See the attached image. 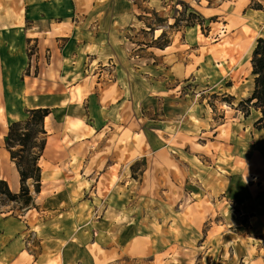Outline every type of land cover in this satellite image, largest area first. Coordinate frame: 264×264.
Segmentation results:
<instances>
[{
  "label": "crops",
  "instance_id": "0c3cea01",
  "mask_svg": "<svg viewBox=\"0 0 264 264\" xmlns=\"http://www.w3.org/2000/svg\"><path fill=\"white\" fill-rule=\"evenodd\" d=\"M169 1L0 0L1 180L4 171L20 191L4 139L28 110L51 111L44 154L54 129L89 151L49 159L46 169L40 162V194L61 198L42 211L0 213V264H264V158H240L236 126L213 122L195 97L228 79L215 64L226 70L245 53L253 60L264 0H174L228 22L235 47L221 60L198 30L193 47L178 36L164 49L145 44L144 22L151 12L166 16ZM30 45L40 53L37 75H25ZM211 127L214 141L198 143ZM64 162L66 171L50 168ZM128 171L140 178L133 193ZM89 193L94 201L75 197Z\"/></svg>",
  "mask_w": 264,
  "mask_h": 264
},
{
  "label": "rangeland",
  "instance_id": "374dc122",
  "mask_svg": "<svg viewBox=\"0 0 264 264\" xmlns=\"http://www.w3.org/2000/svg\"><path fill=\"white\" fill-rule=\"evenodd\" d=\"M167 6L169 11L166 16H158L157 14L151 12L148 20L144 22L146 28L149 29L146 30L148 34V41H144L148 46H157V48L159 49H164L169 46L172 41H174V38L178 39L179 37V40H188L193 47L194 43L191 42L192 32L193 30H198L201 42L207 44L208 55H212L216 60H221V58H224L223 56L228 54L227 51L235 47L234 42L236 38L231 34L232 32L230 27L226 26L228 23L226 20L220 18L218 19L217 17L207 19L192 8H186L181 2H175L174 0H170ZM250 47L251 46H249V50L245 51H250L251 53ZM33 48L36 49L33 50ZM29 50L36 51L37 53V65L32 72V74L37 75L39 69L37 62V59H39L40 56L39 49L36 45H30L28 48V52ZM28 55L31 59V55ZM244 55L240 56L238 60L235 59L237 64H232L229 67L224 66L226 70H224L222 66L218 67L215 64V69L218 70L219 68H221L220 73L222 74L217 72L218 75L227 76L228 79L224 80L221 84L214 86L212 89L213 91L210 89L205 91L203 89L200 92L196 93L195 97L198 98V102L201 103L200 105H202V107L206 110L205 112H203V114L207 116L208 111V114L212 118L213 122L215 121L216 123H218L219 121H222L223 124L226 122L229 124H233V126H236L233 131V140L236 142L238 155L240 158H246L252 153H255L257 155V157L255 158H264V133L259 132L255 125V121H257L260 117V113L257 112L254 108L247 105V103H245L246 100L251 97L254 91L255 82L254 76L252 74V61L245 60ZM45 59L47 60V62L49 61L48 59H50V52H47L45 54ZM28 66L31 67L30 62L28 63ZM26 71L27 72L25 75H31L28 67ZM191 82L192 83L188 87L186 86V88H188V90L191 92V95H193V80ZM212 92H214L213 95H211ZM52 131L54 133L53 138H51V143L48 147V150L43 155L44 159L41 161V165L44 169H46V161L49 159L54 160L55 158H71L74 155H80L81 157L79 158H82L88 155V148L85 144H82L85 142L80 141L82 143L79 144L78 148L76 146L70 145L72 141L71 138H69L71 132H62V130L60 129H54ZM204 132L207 134H197V137L199 135L198 143L205 144L208 143V140L214 141L216 133L214 135V129L212 127L209 131L206 130ZM218 135V138H220V140L225 139L228 136L225 132V128L221 129ZM131 141L132 140L129 141L128 139V143H130ZM218 146L219 145L217 143L212 144L211 149L218 150L220 148ZM189 147L187 148L186 152L191 153L193 157L196 152H194V150L190 149ZM1 149L2 148L0 147V150ZM96 149H98V147ZM204 151L209 155H211L212 153L208 151V148H205ZM68 164L69 163L67 162L59 164L55 163L51 164L52 166L50 165V168L54 170V166L58 165L61 170L66 171L68 170ZM1 167L2 165L0 164V180L2 175ZM3 174L7 177H4V179H7V183L9 185L10 178L8 177L6 172L3 171ZM127 175L131 177V179L128 178V181H131V183L128 182L126 186H128V189H130V191H132L133 193L135 186L140 187V178L134 177L131 173H129V171ZM138 175H140V173H138ZM28 184L31 189V196L34 199V206L31 207V209H40L42 211L44 210L43 208L45 206L47 207L48 204L50 205L52 204V202H55L57 198H61V194L46 192L45 189H43L45 191L44 194L37 195L34 192L32 182H29ZM165 184H167V181ZM13 193H15V191H13ZM19 193L20 191L15 194ZM49 193L51 194L50 196H48ZM75 197L80 198L82 201H88L92 199L94 201V195L92 193L85 195H75ZM100 197L103 198V196ZM134 198L135 195L130 193L122 196L123 202L125 201L127 205L133 202ZM25 210L27 209H23L19 203L11 202L4 195H1L0 213H14L21 215L25 212ZM32 214L33 218L31 219V225L32 227H34L35 220L37 218L36 211H34ZM236 230L237 232H243L244 228L240 227L236 228ZM220 261L228 264L224 260Z\"/></svg>",
  "mask_w": 264,
  "mask_h": 264
},
{
  "label": "trees",
  "instance_id": "16d2710c",
  "mask_svg": "<svg viewBox=\"0 0 264 264\" xmlns=\"http://www.w3.org/2000/svg\"><path fill=\"white\" fill-rule=\"evenodd\" d=\"M252 66L255 87L251 97L245 103L260 113L255 125L259 131L264 132V38H260L256 43ZM26 113L25 120L10 125L4 139L6 149L19 172L20 193H13L7 182L0 180V197L4 195L9 201L19 203L23 209L34 206L29 182H32L37 195L42 191L43 174L40 162L47 146L48 133L45 121L51 111L40 108L28 110Z\"/></svg>",
  "mask_w": 264,
  "mask_h": 264
},
{
  "label": "built area",
  "instance_id": "2783aa9c",
  "mask_svg": "<svg viewBox=\"0 0 264 264\" xmlns=\"http://www.w3.org/2000/svg\"><path fill=\"white\" fill-rule=\"evenodd\" d=\"M35 49H36V48H33V50H35ZM28 53L31 55V59H30V61H29L31 67L28 66V68H29V72L32 73L33 70H34V68H35V66L37 65V63H36V56H37V53H36V51H31V50H29ZM37 62H38V59H37Z\"/></svg>",
  "mask_w": 264,
  "mask_h": 264
},
{
  "label": "bare ground",
  "instance_id": "6f19581e",
  "mask_svg": "<svg viewBox=\"0 0 264 264\" xmlns=\"http://www.w3.org/2000/svg\"><path fill=\"white\" fill-rule=\"evenodd\" d=\"M47 124V123H46Z\"/></svg>",
  "mask_w": 264,
  "mask_h": 264
}]
</instances>
